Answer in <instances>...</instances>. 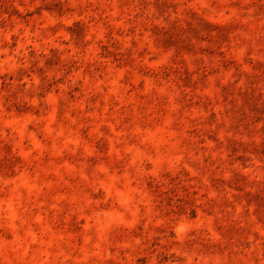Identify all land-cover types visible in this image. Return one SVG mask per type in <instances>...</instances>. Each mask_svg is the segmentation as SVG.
Masks as SVG:
<instances>
[{
  "label": "rangeland",
  "instance_id": "rangeland-1",
  "mask_svg": "<svg viewBox=\"0 0 264 264\" xmlns=\"http://www.w3.org/2000/svg\"><path fill=\"white\" fill-rule=\"evenodd\" d=\"M0 264H264V0H0Z\"/></svg>",
  "mask_w": 264,
  "mask_h": 264
}]
</instances>
